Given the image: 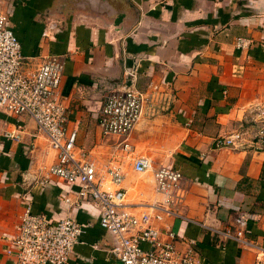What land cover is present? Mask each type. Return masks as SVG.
Instances as JSON below:
<instances>
[{
  "label": "crops",
  "instance_id": "1",
  "mask_svg": "<svg viewBox=\"0 0 264 264\" xmlns=\"http://www.w3.org/2000/svg\"><path fill=\"white\" fill-rule=\"evenodd\" d=\"M0 1L29 67L49 54L63 57L59 93L76 150L97 167L119 163L129 211L150 212L162 199L151 170L132 169L145 156L153 168L181 173L179 216L156 223L172 228L179 248L194 241L202 264H264V220L248 223L249 247L213 231L232 226L240 210L264 211V0ZM239 37L248 44L238 47ZM125 82L146 97L141 116L126 138L103 136L101 106ZM241 130L237 145L214 147L216 136ZM55 159L30 117L0 111V264H16L7 250L26 204L81 225L69 264H112L113 236L98 208L77 200V186L47 178Z\"/></svg>",
  "mask_w": 264,
  "mask_h": 264
},
{
  "label": "built area",
  "instance_id": "2",
  "mask_svg": "<svg viewBox=\"0 0 264 264\" xmlns=\"http://www.w3.org/2000/svg\"><path fill=\"white\" fill-rule=\"evenodd\" d=\"M9 12L0 1V111L12 116L27 115L44 133L49 146L56 151L55 161L47 168V178L56 177L77 186V200L89 199L98 208L100 226L113 236L110 253L112 264H202L194 241L185 248L177 246V235L170 226L156 225L164 216H179L176 206L182 201L181 173L173 167H152L145 156L134 159L135 172L151 170L153 192L161 196L149 206L152 211L137 215L126 208L125 190L120 186L123 173L119 163L108 161L97 167L89 154L76 150V129H69L68 110L59 93L63 75V57L44 56L33 68L21 51V44L8 27ZM54 29L49 24L43 31L47 36ZM237 38L236 45L248 44ZM146 97L132 83H123L105 98L99 111L98 126L103 136L126 138L138 122ZM264 128H260V134ZM10 139L18 133L5 131ZM244 132L235 131L216 136L215 148L233 147L242 141ZM126 144H124V147ZM69 199L66 198L65 201ZM264 220V211L240 210L232 226L213 229L220 241L232 240L241 247L252 245L247 233L248 223ZM81 225L71 217L53 220L33 213L26 204L16 225L7 252L16 264H69L73 247L79 242ZM215 264V263H207ZM254 264H261L255 261Z\"/></svg>",
  "mask_w": 264,
  "mask_h": 264
},
{
  "label": "rangeland",
  "instance_id": "3",
  "mask_svg": "<svg viewBox=\"0 0 264 264\" xmlns=\"http://www.w3.org/2000/svg\"><path fill=\"white\" fill-rule=\"evenodd\" d=\"M259 123H261V122H259Z\"/></svg>",
  "mask_w": 264,
  "mask_h": 264
}]
</instances>
